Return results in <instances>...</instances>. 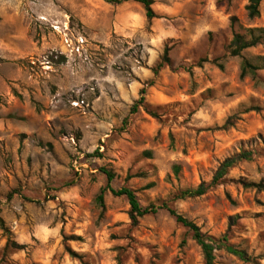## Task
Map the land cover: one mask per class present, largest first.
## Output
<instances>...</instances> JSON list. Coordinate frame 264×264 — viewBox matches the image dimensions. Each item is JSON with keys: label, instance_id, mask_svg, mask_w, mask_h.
<instances>
[{"label": "rangeland", "instance_id": "rangeland-1", "mask_svg": "<svg viewBox=\"0 0 264 264\" xmlns=\"http://www.w3.org/2000/svg\"><path fill=\"white\" fill-rule=\"evenodd\" d=\"M111 1L0 0V264H204L164 204L252 258L222 249L216 264H264V69L241 78L228 49L234 32L264 28V0L254 19L248 0H154L152 21L140 3ZM66 21L88 61L55 53L50 25ZM242 57L261 64L264 43ZM143 88L146 108L131 114ZM241 151L251 159L204 196L175 199ZM102 170L158 211L133 226L128 200L109 191L103 211Z\"/></svg>", "mask_w": 264, "mask_h": 264}, {"label": "trees", "instance_id": "trees-1", "mask_svg": "<svg viewBox=\"0 0 264 264\" xmlns=\"http://www.w3.org/2000/svg\"><path fill=\"white\" fill-rule=\"evenodd\" d=\"M129 1H134L143 5L145 15L148 21H152L153 19H156L158 17L155 10L153 9L154 0H112L111 2L116 4H122ZM262 1L263 0H248V4L246 5V11L250 19H254L260 15V5ZM230 21L231 26L233 27L234 24L237 22V18L231 17ZM246 32L247 35L234 32L233 38L228 46V49L230 51V56L242 58V63L240 66L241 78L252 76L258 82L257 73L258 71L264 69V57L259 58L261 64H254L250 60L243 58L242 52L264 43V28H250L247 29ZM169 52L170 48L166 47L164 51L163 62L167 65L171 64ZM58 57H60L63 61L66 60L64 56L59 55ZM164 63L158 65L155 69H153V73L155 76L158 75L159 69ZM145 94L146 90L143 88L140 91L139 100H137L131 107V114L136 113L140 107L146 108ZM96 153L98 154V152ZM93 157L95 156L89 155L87 156V158H85V161H89V159L91 160ZM251 157V152L241 151L233 156L226 158L220 164L219 168L213 175L209 184L201 183L196 188L182 190L175 196V199L185 200L204 196L210 188L219 185L224 180L229 170L233 168L237 163L242 161H248L251 159ZM102 171L107 176L108 183L105 187L101 189L99 195L96 198V203L103 211L105 209L104 195L107 191H109L112 195L116 197H125L128 200V203L130 205L129 218L133 226H137L141 218L152 213H156L158 211L159 208L155 206L143 207L140 204L136 193L132 189L128 187H122L120 189L112 188L111 182L114 180V174L107 170ZM257 187L264 190V184H259ZM162 209L167 210L168 213L176 220L177 223L181 224L183 227L188 229V231L191 233L192 239L201 248L204 257V264H216L215 253L222 249L225 250L227 253L233 255L234 257H237L241 261L246 262L252 260V258L249 257L246 251L238 249L237 247L229 244L228 234H225L219 238L214 237L212 235H208L207 233H204L198 225L179 214L173 207L169 206L168 204H164L162 206ZM0 227L1 230H3L5 233L8 232L1 218ZM10 247L22 249L23 246H17L15 242L8 240L5 250H8ZM69 253L75 256L74 252L69 251Z\"/></svg>", "mask_w": 264, "mask_h": 264}, {"label": "built area", "instance_id": "built-area-1", "mask_svg": "<svg viewBox=\"0 0 264 264\" xmlns=\"http://www.w3.org/2000/svg\"><path fill=\"white\" fill-rule=\"evenodd\" d=\"M54 34L60 40V49L56 50L57 56H64L67 60H89V42L87 38L79 33L73 32L69 22L62 24H51ZM83 102L75 101L74 106H81Z\"/></svg>", "mask_w": 264, "mask_h": 264}, {"label": "crops", "instance_id": "crops-1", "mask_svg": "<svg viewBox=\"0 0 264 264\" xmlns=\"http://www.w3.org/2000/svg\"><path fill=\"white\" fill-rule=\"evenodd\" d=\"M216 15L224 16V13H223V12H219V11L217 10V11H216ZM216 18H217V17H216ZM229 19H230V15L225 14V17H224L223 20H222V26L225 27L224 22H225V23H226V22L228 23ZM215 30L217 31V30H219V28H217V26H216V27H215ZM200 36H201L200 33L198 34V36L193 35L192 38L189 39V42L191 43V45H193L194 42L197 41V39H199Z\"/></svg>", "mask_w": 264, "mask_h": 264}]
</instances>
